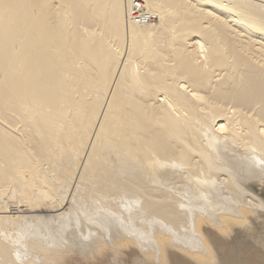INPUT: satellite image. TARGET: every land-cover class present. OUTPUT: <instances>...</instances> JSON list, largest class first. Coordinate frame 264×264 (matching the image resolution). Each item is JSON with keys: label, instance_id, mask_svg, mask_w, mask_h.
<instances>
[{"label": "bare ground", "instance_id": "6f19581e", "mask_svg": "<svg viewBox=\"0 0 264 264\" xmlns=\"http://www.w3.org/2000/svg\"><path fill=\"white\" fill-rule=\"evenodd\" d=\"M134 1L0 0V264H264V0Z\"/></svg>", "mask_w": 264, "mask_h": 264}, {"label": "built area", "instance_id": "2783aa9c", "mask_svg": "<svg viewBox=\"0 0 264 264\" xmlns=\"http://www.w3.org/2000/svg\"><path fill=\"white\" fill-rule=\"evenodd\" d=\"M128 19L136 24L139 23H151L154 22L155 14H149V12L142 7V1L141 0H136L132 2L130 8H129V13L127 15Z\"/></svg>", "mask_w": 264, "mask_h": 264}, {"label": "rangeland", "instance_id": "374dc122", "mask_svg": "<svg viewBox=\"0 0 264 264\" xmlns=\"http://www.w3.org/2000/svg\"><path fill=\"white\" fill-rule=\"evenodd\" d=\"M105 101H106V100H105ZM104 105H105V103H104ZM104 105H103V106H104ZM102 108L104 109V107H102ZM45 167H47V165H45ZM45 167H42V168H44L42 171H43V173L46 171L45 174H48V173H47V170L45 169ZM40 169H41V167H40ZM38 174H40V173L38 172ZM34 188H35V187H34ZM9 195H11V194H9ZM5 196H6V195H5ZM5 198H6V197H5ZM7 200H8V199H7ZM8 201H9V200H8ZM14 201H16V200L13 199L12 202H8V205H11ZM28 201H29V200H28ZM36 206H38V205H34V204H33V207H36ZM43 207H45V206H43ZM11 208H12V207H11ZM45 208H46V207H45ZM0 215H3V216L9 215V216H10V215H12V214H0ZM15 215H17V214H15ZM27 215H30V214H27ZM34 215H36V214H34ZM13 216H14V214H13ZM34 219H36V218H33V220H34ZM42 220H43V218L40 219V221H42ZM205 226H208V227H209V225H205ZM209 228H211V227H209ZM229 239H230V240H229ZM229 239H227V241H231V240H232L231 238H229ZM136 249H137V248H135L134 250H136ZM176 254H177V255H178V254L183 255V254L179 253L177 250H176ZM180 255H178V256H180ZM246 256H247V254L244 255L243 258L241 257V260L243 259V260H242L243 262H246V258H245ZM180 257H182V256H180ZM183 257L186 258L187 262L191 261V259L188 261V259H189L188 257H185L184 255H183ZM183 257H182V258H183ZM237 260H238V259H237ZM244 260H245V261H244ZM192 261H193V260H192ZM192 261H191L190 263H191V264H195V263H194L195 261H193V262H192ZM239 262H240V261H236V263H235V262H232V263H233V264H239ZM240 263H241V262H240Z\"/></svg>", "mask_w": 264, "mask_h": 264}]
</instances>
